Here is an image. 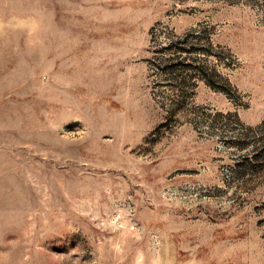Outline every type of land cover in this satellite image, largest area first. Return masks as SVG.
<instances>
[{"label": "rangeland", "instance_id": "374dc122", "mask_svg": "<svg viewBox=\"0 0 264 264\" xmlns=\"http://www.w3.org/2000/svg\"><path fill=\"white\" fill-rule=\"evenodd\" d=\"M0 264H264V0H0Z\"/></svg>", "mask_w": 264, "mask_h": 264}, {"label": "trees", "instance_id": "16d2710c", "mask_svg": "<svg viewBox=\"0 0 264 264\" xmlns=\"http://www.w3.org/2000/svg\"><path fill=\"white\" fill-rule=\"evenodd\" d=\"M189 36H192L193 38L194 35L189 34L183 38H178L165 48L167 51H174V53H182L186 55L183 57L182 55L176 56L171 63L164 65V70L169 75L173 72H177L176 75L174 73V76L175 79L178 80L179 86H181L182 89H192L196 87V82L200 80L211 89L225 92L222 87L216 85V82L214 81L216 78L214 72L210 68L200 66L198 60L191 56L200 49H197L196 45L189 42ZM166 61L168 62L169 60Z\"/></svg>", "mask_w": 264, "mask_h": 264}]
</instances>
